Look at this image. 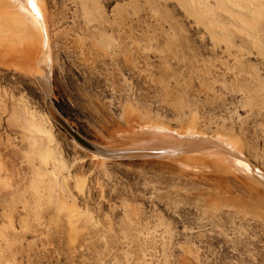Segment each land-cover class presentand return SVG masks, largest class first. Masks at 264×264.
Returning a JSON list of instances; mask_svg holds the SVG:
<instances>
[{"label":"rangeland","instance_id":"obj_1","mask_svg":"<svg viewBox=\"0 0 264 264\" xmlns=\"http://www.w3.org/2000/svg\"><path fill=\"white\" fill-rule=\"evenodd\" d=\"M180 2L46 0L53 104L108 148L122 140L115 135L130 107L170 121L198 112L201 123L242 132L249 165L264 178V17L248 26L249 36L213 2L219 28L232 32L220 42L210 21ZM0 16V264H187L186 249L197 264H264L262 221L228 209L209 216L192 199L197 187L140 156L115 153L108 172H99L63 127L51 128L43 90L16 58V24ZM33 123L51 129L70 169L60 195L79 210L75 237L68 211L53 199L51 174L38 172ZM77 176L86 178L82 191ZM217 178L237 201L264 202L261 184Z\"/></svg>","mask_w":264,"mask_h":264},{"label":"bare ground","instance_id":"obj_2","mask_svg":"<svg viewBox=\"0 0 264 264\" xmlns=\"http://www.w3.org/2000/svg\"><path fill=\"white\" fill-rule=\"evenodd\" d=\"M180 1L191 14L193 13L195 18H206L210 21L212 37L220 42L229 40L232 32L219 28L218 14L215 15L211 8L213 2L221 10L240 20V23L233 22V25L238 31L246 32L249 36L252 33L248 26H258L257 24L264 17V0ZM36 5L42 19L37 17L36 10L32 8L29 0H0V13L3 14L4 12V15H9L8 18H11L9 20L16 24V35L14 36H17V40L14 41L17 45H13H16V58L21 68L37 79L43 90L44 98H46L51 96L53 90L52 45L49 36L46 0H36ZM245 6H249V9H242ZM3 24L0 23V25ZM9 40L6 41L9 42ZM254 41L259 44L257 38H254ZM11 43L7 44L6 42L3 46H11ZM133 107L127 108L129 118H127L126 124L122 127L119 135L114 134L120 136V138L122 137L120 142L110 145L108 148L102 146V143L91 142V140L81 135L92 145V148L84 146L74 137H71L74 147L83 152L85 156L90 157L95 168L104 173L108 172L107 163L115 153H121V156L146 158L147 163L158 164L156 167L159 172L165 171L173 175L176 174L181 181H188L194 187H197L192 199L209 216H216L228 209L233 210L239 217H250L264 223V202L256 206L251 200L249 202L237 201L226 186L218 182L219 179L217 178L219 177L220 181H225L231 174H234L243 179L252 180L264 187V178L260 177L261 175L256 173V170L249 165L251 158L247 155L248 145L242 132H236L225 124L212 126L201 123L198 112L182 119L178 118L170 121L159 114L155 117L143 114ZM12 116L16 117V114L13 113ZM45 117L52 128L55 120L49 109L48 113H45ZM32 127L35 134H38L36 150L41 157L40 165L42 169L38 172H40L39 174L45 172L51 174L53 199L59 205L60 210L65 208L68 211L71 236L75 237L78 234V229L73 217L78 214L79 210L73 204L67 203L65 205L61 201L62 197L60 195L66 185L64 172L66 170L70 171V169L64 159L58 156L57 149L53 145L54 136L51 129L49 127L44 128L37 123H33ZM117 138L118 141L120 138ZM213 178H217V181L213 182ZM76 181V187L81 191L84 190L86 178L77 176ZM183 188L185 187L176 188L175 191H177L178 197H187L186 191L181 192L184 190ZM185 253L184 260L187 264H197L191 249H186Z\"/></svg>","mask_w":264,"mask_h":264},{"label":"water","instance_id":"obj_3","mask_svg":"<svg viewBox=\"0 0 264 264\" xmlns=\"http://www.w3.org/2000/svg\"><path fill=\"white\" fill-rule=\"evenodd\" d=\"M46 103L49 111L51 112L55 122L59 124L61 127H63L71 137H74L77 141H79L84 146H87L88 148H92V145L86 141L84 137L81 136V133L78 132L75 128H73L67 119L60 113V111L57 109V107L53 104L52 98L46 97Z\"/></svg>","mask_w":264,"mask_h":264},{"label":"snow or ice","instance_id":"obj_4","mask_svg":"<svg viewBox=\"0 0 264 264\" xmlns=\"http://www.w3.org/2000/svg\"><path fill=\"white\" fill-rule=\"evenodd\" d=\"M29 3L31 4L32 8L36 10L37 17H40L42 19V15L36 5V0H29Z\"/></svg>","mask_w":264,"mask_h":264}]
</instances>
